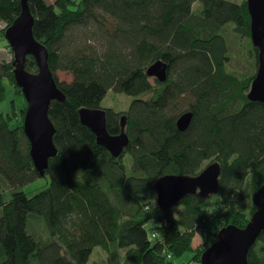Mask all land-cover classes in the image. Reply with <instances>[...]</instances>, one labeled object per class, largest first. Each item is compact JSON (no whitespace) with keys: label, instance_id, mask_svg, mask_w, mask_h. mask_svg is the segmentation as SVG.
<instances>
[{"label":"trees","instance_id":"obj_1","mask_svg":"<svg viewBox=\"0 0 264 264\" xmlns=\"http://www.w3.org/2000/svg\"><path fill=\"white\" fill-rule=\"evenodd\" d=\"M28 7L33 37L47 49L65 101L49 106L57 152L40 176L23 133L26 102L13 58L0 60V102L5 82L20 98L18 113L14 98L11 113H0V264H87L95 248L109 261L92 264H170L167 254L199 263L221 227L243 228L254 212L243 211L246 188L252 194L264 181V104L245 97L254 75L228 70L223 32L231 26L247 41L256 67L245 0H29ZM19 13L20 0H0V36L9 50L4 31ZM156 60L168 66L163 83L146 74ZM24 70L37 72L33 57ZM56 71L71 80L58 81ZM108 91L133 97L127 110L102 108L111 135L125 115L129 141L116 158L78 116L80 108H101ZM184 112L191 121L179 131L175 122ZM212 162L220 165L216 194L156 206L158 178L195 176ZM39 178L45 188L27 196L21 188ZM213 199L223 220L217 227L203 223ZM197 233L202 246L192 250ZM247 264H264V230Z\"/></svg>","mask_w":264,"mask_h":264},{"label":"water","instance_id":"obj_2","mask_svg":"<svg viewBox=\"0 0 264 264\" xmlns=\"http://www.w3.org/2000/svg\"><path fill=\"white\" fill-rule=\"evenodd\" d=\"M29 0H20V13L4 31L13 57V79L26 102L23 116V133L29 144V157L40 176L44 175L48 160L56 155L53 144L54 127L48 118L52 101L64 102L48 66L47 49L32 34L33 17ZM249 15L251 45L257 49V65L245 97L249 101L264 104V0H245ZM27 56L33 57L37 66L35 74L27 73L24 64ZM167 64L156 60L147 69L148 77L163 83L167 79ZM79 121L95 136L96 143L116 158L127 146L129 138L124 131L125 115L120 118V131L111 135L106 130V113L102 108L78 110ZM190 112L182 113L175 125L184 131L191 121ZM220 165L212 162L197 175H164L158 178L153 190L155 204L160 209L176 206L185 196L194 195L206 199L218 191ZM254 212L243 228L234 225L221 227L215 241L200 255V264H247V254L260 232L264 230V181L252 193Z\"/></svg>","mask_w":264,"mask_h":264},{"label":"rangeland","instance_id":"obj_3","mask_svg":"<svg viewBox=\"0 0 264 264\" xmlns=\"http://www.w3.org/2000/svg\"><path fill=\"white\" fill-rule=\"evenodd\" d=\"M49 1H54V0H49ZM227 1L234 2V3H240L242 0H227ZM194 5H195L194 8H196V6L199 4H194ZM1 24L2 23L0 22V27H1ZM228 28H229L228 30L223 32L225 38L227 39V42H228L227 44L229 47V57H230L229 60L230 61H228V67H227L228 70L236 74L239 78H244L248 75H254L256 71V67L254 66L251 56L247 55V51H248L247 41L245 39H242V40L238 39L235 36V34L232 32L231 26H228ZM10 54L12 55L11 52ZM55 74L57 76L58 81L69 82L71 80V76L68 72L56 71ZM150 80L152 81L153 78L150 77ZM6 83L7 82H5V85H8ZM6 88H7L6 99L0 102V113L2 114L11 113L12 110L10 106V101L13 98H14L15 105H16V111L18 113L20 98L14 94V89L11 88L9 85L6 86ZM132 100H133V97L131 96H127L122 93L108 91L101 101V108L112 109L116 112L124 111L128 109ZM46 184H47L46 178H39L23 186L21 190L25 192L27 196H31L39 192L43 188H45ZM246 193L249 195V200H246L244 202L243 211L245 213H247L249 206H253L251 203L252 194L249 192L248 188H246ZM214 200L215 199L208 202V204L204 207L206 213L204 214V217H203V223L212 225L213 227H217L218 225H220V223H223V220L221 217L220 219H218V215L220 214V212L217 206L213 204ZM30 219L32 218L28 217V220ZM36 220L37 219H32L33 223H36L38 221ZM202 241H203V236L197 233L191 241L192 250L201 248ZM191 254H192L191 251L187 252L182 258L187 259L188 257H190ZM99 260H103L107 262L109 261L108 256L106 255L104 251L100 250L99 248H95L89 257L87 264H92L93 262L99 261ZM169 261H170V264H174L175 262L179 264H199L195 262L194 260H188L186 262H183L178 259L176 260L173 257H171V260Z\"/></svg>","mask_w":264,"mask_h":264},{"label":"crops","instance_id":"obj_4","mask_svg":"<svg viewBox=\"0 0 264 264\" xmlns=\"http://www.w3.org/2000/svg\"><path fill=\"white\" fill-rule=\"evenodd\" d=\"M12 55L10 54L9 49L6 47L5 41L0 36V60L10 61ZM8 86V85H6Z\"/></svg>","mask_w":264,"mask_h":264},{"label":"built area","instance_id":"obj_5","mask_svg":"<svg viewBox=\"0 0 264 264\" xmlns=\"http://www.w3.org/2000/svg\"><path fill=\"white\" fill-rule=\"evenodd\" d=\"M171 257H172L171 254H167V259H168V260H171ZM174 264H179V263L175 262Z\"/></svg>","mask_w":264,"mask_h":264}]
</instances>
